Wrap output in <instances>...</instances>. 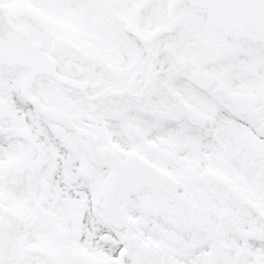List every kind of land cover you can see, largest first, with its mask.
<instances>
[{"label": "snow or ice", "instance_id": "snow-or-ice-1", "mask_svg": "<svg viewBox=\"0 0 264 264\" xmlns=\"http://www.w3.org/2000/svg\"><path fill=\"white\" fill-rule=\"evenodd\" d=\"M0 264H264V0H0Z\"/></svg>", "mask_w": 264, "mask_h": 264}]
</instances>
